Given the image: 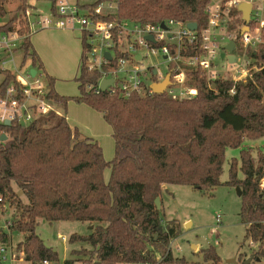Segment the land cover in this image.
I'll return each mask as SVG.
<instances>
[{"label":"trees","instance_id":"obj_1","mask_svg":"<svg viewBox=\"0 0 264 264\" xmlns=\"http://www.w3.org/2000/svg\"><path fill=\"white\" fill-rule=\"evenodd\" d=\"M8 1L0 0V18L9 15ZM16 1L0 29L14 30L17 22L25 25L28 0ZM103 1L107 0L98 2ZM115 1L117 13L106 20L156 24L174 19L195 22L199 31L208 24L210 0ZM242 23L238 17L237 27ZM20 32L28 33V27ZM262 36L264 39V27ZM21 49L22 66L30 60L31 67L46 79L47 98L55 107L29 125L0 123V136L7 135L0 141V196L14 209L11 229L24 236L18 250L24 252L26 261H59L58 252L37 233L43 219L93 226L89 235L73 234L70 238L71 242L92 245L91 249L72 251L78 264H246L249 258L252 261L247 264H264V151L259 147L241 149L240 162L232 160L226 183L242 192L240 218L246 225L245 239L256 245L249 255L239 253L237 263L224 261L212 245L200 249L201 262L175 257L170 244L179 236L180 226L175 220H165L161 196L173 184L199 190L221 185L227 148L264 137V41L247 53L252 75L245 80L219 77L210 84L200 71L192 70L188 84L198 89V95L184 102L166 92L130 97L108 90L96 92L100 74L86 67L83 50L76 77L80 93L61 95L31 35ZM193 50L194 45L186 54H194ZM0 72L4 88L17 85L10 70ZM89 84L94 87L89 89ZM71 101L100 112L111 126L115 141L112 160L105 159L97 140L71 126L67 116ZM59 109L62 112L58 113ZM107 168L111 170L108 181ZM157 197L161 198L160 209ZM64 264H74V260Z\"/></svg>","mask_w":264,"mask_h":264},{"label":"built area","instance_id":"obj_2","mask_svg":"<svg viewBox=\"0 0 264 264\" xmlns=\"http://www.w3.org/2000/svg\"><path fill=\"white\" fill-rule=\"evenodd\" d=\"M43 1L50 3L46 15L39 6V2ZM98 1L28 0L29 6L23 16L25 25L17 22L14 30L0 29V69L10 70L17 81V85L12 83L4 88L0 72V123L10 121L29 125L55 108L47 98V83L38 71L32 76V68L20 72L5 67L10 62L16 64L13 53L21 48L25 38L44 29L80 32L84 63L89 70L100 74L96 92L102 91L100 83L103 79H113L106 91L118 92L124 97L152 95L156 93L153 84L163 82L170 75V85L165 92L175 100L191 101L198 95V89L188 84L189 74L192 70L200 71L210 84L224 77L216 61L223 52L228 60L226 47L231 41L235 43L232 54L236 61L229 62L230 69H224L225 72L231 73L232 77L229 78L236 82L252 75L247 53L264 41V0H210L206 9L208 24L201 31L199 28L191 30L189 23L174 19L156 24L116 18L106 20L108 16L115 17L116 1ZM243 3L251 5L250 23L246 31H243L246 23L239 9ZM238 17L242 18L243 23L237 27ZM163 22L165 27L162 26ZM24 26L28 27V33L20 32ZM148 36H152L154 42ZM192 45L194 54L187 55V48ZM148 57H157L162 61L146 64L144 61ZM162 64H166V72L161 70ZM87 87L91 89L94 85ZM231 93H234V89ZM14 214L11 204L0 196V264H12L24 259V252L19 251L18 244L13 243L15 232L11 226ZM41 264L51 263L44 260Z\"/></svg>","mask_w":264,"mask_h":264},{"label":"rangeland","instance_id":"obj_3","mask_svg":"<svg viewBox=\"0 0 264 264\" xmlns=\"http://www.w3.org/2000/svg\"><path fill=\"white\" fill-rule=\"evenodd\" d=\"M86 1L94 2L96 0ZM17 4L18 1L16 0L8 1L7 8L10 11L9 15L0 18V24L8 20ZM39 6L44 15L48 14V8L50 7L48 1L39 2ZM70 34L71 36H68L69 39L71 37L76 42L77 47H73L71 44H68L71 47H65L66 42L61 38H56L54 45L50 49H46L50 55L48 60L45 61L39 50L37 53L40 54L38 55L39 57L41 56L40 59L46 71L48 70L49 75L54 77L56 91L61 95L76 96L80 93L79 83L76 81V77L78 76V62L81 59L83 45L82 36L79 31H70ZM40 35L34 36V39L40 43L42 48H46V38L37 39ZM13 56L16 64L14 62L7 63L6 68L20 72H26L32 68L30 60H27L21 66L23 58V50L21 48L16 50ZM157 61L162 60L157 57H148L144 62L150 64ZM216 62L224 77H232L231 73H227L224 70L230 69V63L227 59L219 57ZM223 66L224 68H222ZM160 68L163 72L167 71L166 64H162ZM43 79L46 81L45 78ZM61 85L64 94L57 90ZM71 104L74 106L72 115L70 112ZM81 105L74 101L69 102L67 114L72 118L70 124L73 127L76 125L79 126V130L88 136L95 137L88 132H84L85 128L91 133L97 134L100 137L98 141L103 148L105 159L108 161L112 160L115 156V141L112 136L111 126L105 121L103 116L98 114V111L95 112ZM80 106L87 109L85 110L86 112L82 111ZM58 111L62 112L61 109ZM89 111H92L94 116ZM246 147H259L264 151V137L257 140L246 139L239 148H227L224 171L221 176L222 184L214 189L199 190L188 185L173 184L168 185L163 190L161 196L163 204L162 211L165 215V220H175L180 226L179 236L170 244L175 257L185 258L188 262H201L203 260V254L199 253L200 249L212 245L216 248L223 260L227 261L235 258V256L237 258L239 253L249 255L252 248L255 247V244L245 239L246 225L240 218L242 199L239 195L238 188L226 184L229 180V170L232 160L237 158L240 162L241 149ZM110 174L111 170L107 168L105 170V179L107 181L110 178ZM238 176L240 178L243 177L241 170H239ZM18 192L20 195L22 194L20 190ZM22 197L24 199L23 194ZM218 215L220 216L219 220ZM37 233L47 245L53 247L59 254V261L52 262L51 264H64L69 259L74 260V264H78V256L73 255L72 251L82 248H92V245L88 241H70L73 234L89 235L91 229L88 223L80 221L48 222L41 219L37 225ZM23 239L24 236L22 234L18 232L14 233V245H17ZM242 243L244 245L241 248L240 245ZM12 264L31 263L22 259L20 261H14Z\"/></svg>","mask_w":264,"mask_h":264},{"label":"water","instance_id":"obj_4","mask_svg":"<svg viewBox=\"0 0 264 264\" xmlns=\"http://www.w3.org/2000/svg\"><path fill=\"white\" fill-rule=\"evenodd\" d=\"M239 9L242 11V14H243V19L246 23L245 25V28L243 29V31H246L248 30V25L250 23V14H251V5L250 4H246V3H243L239 6ZM162 26L165 27V23L163 22L162 23ZM189 28L191 30H197L198 29V25L197 23L195 22H191L188 24ZM150 41H153L154 42V38L152 36H148L147 37ZM234 46H235V43L233 41H231L226 49L229 51V53L227 54V58L229 60L230 63H234L236 61V57L232 54L233 50H234ZM106 56L110 58V55L109 53H106ZM226 56V53L223 52L221 54V57L224 58ZM30 73L32 76H35L37 74V70L32 68L30 70ZM113 83V79H103L100 83V88L102 91H106L107 87L112 85ZM168 85H170V75H167L165 80L161 83H156V84H153V88L155 90L156 93H164L165 92V89L168 87ZM215 84H213L212 88H215ZM10 121H7L5 122V125H10ZM7 139V135L6 134H2L0 136V141H4ZM238 188V191H239V195L241 196L242 195V192L240 190L239 187ZM155 203H156V206L158 209L161 208V198L160 197H157L156 200H155ZM91 228H93V226H91ZM260 260V259H258ZM252 261L251 258L247 259V261H245V263H250ZM227 263H237V258H232V259H229L226 261ZM94 264H101L100 262H95Z\"/></svg>","mask_w":264,"mask_h":264},{"label":"crops","instance_id":"obj_5","mask_svg":"<svg viewBox=\"0 0 264 264\" xmlns=\"http://www.w3.org/2000/svg\"><path fill=\"white\" fill-rule=\"evenodd\" d=\"M70 31L71 30H67V29H56V28H51V29H44V30H40V31H37V32H35V33H33L32 35H31V41H32V43H33V45H34V47H35V49L37 50V52H38V50H39V52H40V54H41V56L42 57H44V59H45V61L46 60H48V58L50 57V55H49V53H48V49H50L53 45H54V43H55V40H56V38H61L64 42H66L65 43V47H71V45L73 46V47H77V44H76V42L70 37V39H69V37L68 36H71V34H70ZM71 32H74V31H71ZM39 34H41L40 36H38L37 37V39L38 38H46V48H42V46H40V43L39 42H36V39H34V36L36 37V35H39ZM35 42V43H34ZM68 44H71V45H68ZM47 49V50H46ZM39 54V53H38ZM39 54V55H40ZM40 56V57H41ZM79 64H80V61L78 62ZM79 64H78V68H79ZM48 71V70H47ZM48 73V72H47ZM50 73H48V75H49ZM56 84H57V82H56ZM57 90L59 91V92H61L62 94H64V92L62 91V85H61V87H59V88H57ZM75 94V93H74ZM81 106H85V107H87V108H90V109H92L93 111H95V112H97L96 110H94L93 108H91V107H89L88 105H86V104H82ZM80 106V109L82 110V111H84V112H86L85 110H87V109H84L83 107H81ZM73 105L71 104L70 105V112H71V115H72V109H73ZM90 112V114H92L93 116H94V113L92 112V111H89ZM58 113H60V112H58ZM98 114H100L101 116H103L101 113H99L98 112ZM67 116H68V114H67ZM70 116V115H69ZM68 116V121H69V123H70V121H71V116L69 117ZM97 118H99V117H97ZM100 121V120H99ZM77 124V123H76ZM72 126V125H71ZM73 127V126H72ZM74 127H77V128H79V126H74ZM80 129V128H79ZM112 129V128H111ZM81 131V130H80ZM84 132H88L89 134H92L93 136H95V137H92V136H88L87 134H85V133H83L82 131H81V133L84 135V136H86V137H91V138H93V139H95V140H97L98 141V139L100 138L97 134H95V133H91L87 128H85L84 129ZM113 133V132H112ZM99 142V141H98ZM99 144H100V142H99ZM101 145V144H100ZM90 229L92 230L93 228H91V226H90ZM255 247H256V245H255ZM236 257V256H235Z\"/></svg>","mask_w":264,"mask_h":264}]
</instances>
